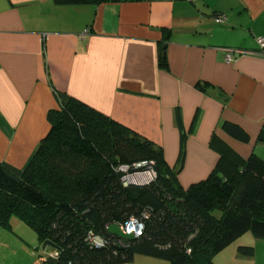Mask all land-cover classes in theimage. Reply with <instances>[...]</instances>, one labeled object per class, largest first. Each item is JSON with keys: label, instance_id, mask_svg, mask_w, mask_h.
<instances>
[{"label": "crops", "instance_id": "1", "mask_svg": "<svg viewBox=\"0 0 264 264\" xmlns=\"http://www.w3.org/2000/svg\"><path fill=\"white\" fill-rule=\"evenodd\" d=\"M226 20L215 24L213 16ZM170 30L167 69L158 67L162 30ZM264 0H109L59 6L53 0H0V161L23 168L48 130L46 115L56 108L52 87L133 128L162 146L171 167L177 160L175 110L189 136L182 187L204 179L220 142L246 159L264 160ZM229 49H238L227 62ZM240 54V55H239ZM212 88L197 91L195 83ZM37 113V116L35 114ZM250 137L239 142L223 122ZM18 219L0 228V264H41L28 245L32 237ZM23 224V223H22ZM253 257L237 253V243L216 255L214 264H264V241L245 235ZM129 264H169L136 256Z\"/></svg>", "mask_w": 264, "mask_h": 264}, {"label": "trees", "instance_id": "2", "mask_svg": "<svg viewBox=\"0 0 264 264\" xmlns=\"http://www.w3.org/2000/svg\"><path fill=\"white\" fill-rule=\"evenodd\" d=\"M53 1L81 6L109 0ZM213 17L217 25L226 20ZM170 37V30H162L157 64L163 70ZM257 46L264 55V44ZM228 51L231 56L243 52ZM194 86L202 93L212 88L205 81ZM52 91L56 108L47 112L48 131L27 164L19 169L0 161V228L10 230L13 218L29 228L37 237L33 252L41 264H129L136 256L214 264L216 255L236 243L239 255L253 257L255 247L238 241L247 234L264 241L261 157L252 153L244 159L213 133L214 168L182 187L178 177L198 112L187 129L175 110L178 153L171 167L161 145L55 87ZM221 128L239 142L250 141L236 124L224 121ZM141 163L146 165L137 167ZM146 167L154 173L147 182ZM130 221L142 226L134 240L107 230L125 228Z\"/></svg>", "mask_w": 264, "mask_h": 264}, {"label": "rangeland", "instance_id": "3", "mask_svg": "<svg viewBox=\"0 0 264 264\" xmlns=\"http://www.w3.org/2000/svg\"><path fill=\"white\" fill-rule=\"evenodd\" d=\"M35 116H37V113L35 114ZM112 119V118H111ZM114 120V119H113ZM116 121V120H115ZM48 131V130H47ZM47 131H46V133H47ZM45 133V134H46ZM43 136H45V135H43ZM43 138V137H42ZM41 138V139H42ZM40 139V140H41ZM39 140V141H40ZM37 148V147H36ZM36 148H35V150H36ZM35 150H34V152H35ZM33 152V153H34ZM26 165V164H25ZM149 167V166H148ZM148 167H146V168H148ZM145 168V169H146ZM152 170L151 169H146L145 171H143V173H144V177H145V180H146V182L147 181H150V178L153 176V172H151ZM215 215L216 216H218L219 215V213L218 212H216L215 213ZM19 224H21V226L23 227V228H25L24 230H19L18 228H17V230H14V233L16 234V235H18L19 237H23L22 236V233H24V235L28 238V236H29V234H30V236L32 237V242H27L28 243V245H30V247L31 248H36L38 245H39V243H38V240H37V237H36V235L29 229V228H27L24 224H22V223H19ZM131 234H133L134 236H135V232H132ZM24 238V237H23ZM101 242V241H100ZM97 245H100L99 243L97 244ZM33 249V250H34ZM36 254H37V251H36ZM34 255H35V253H34ZM35 257H36V259H37V255H35ZM38 260V259H37Z\"/></svg>", "mask_w": 264, "mask_h": 264}, {"label": "built area", "instance_id": "4", "mask_svg": "<svg viewBox=\"0 0 264 264\" xmlns=\"http://www.w3.org/2000/svg\"><path fill=\"white\" fill-rule=\"evenodd\" d=\"M217 21H218V22H221L222 19H218ZM256 43H257L260 47H262L263 44H264V40H263V38H258V39L256 40ZM239 53H240V52H239ZM226 60H227V62H229V61L231 60V55H227V56H226ZM145 165H146V163H141V164H138L137 167H143V166H145ZM151 172H153V171H151ZM143 176H144V174H143ZM137 179H139V178H137ZM121 230H123V232L126 233V234H131L132 232H135V237H136V236L140 235L141 230H142V226L139 225V224H137V222H135V221H130V222L126 225V227H125V228H121Z\"/></svg>", "mask_w": 264, "mask_h": 264}, {"label": "water", "instance_id": "5", "mask_svg": "<svg viewBox=\"0 0 264 264\" xmlns=\"http://www.w3.org/2000/svg\"><path fill=\"white\" fill-rule=\"evenodd\" d=\"M107 230L110 234H112V235H114L117 238L122 239V240L131 241V240L135 239V236L133 234H126L123 232V230H121V228H119L115 225L109 226Z\"/></svg>", "mask_w": 264, "mask_h": 264}]
</instances>
